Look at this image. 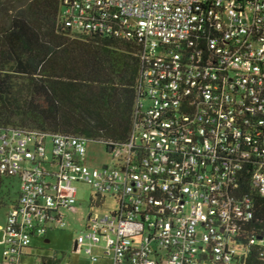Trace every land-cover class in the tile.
<instances>
[{
  "label": "built area",
  "instance_id": "2783aa9c",
  "mask_svg": "<svg viewBox=\"0 0 264 264\" xmlns=\"http://www.w3.org/2000/svg\"><path fill=\"white\" fill-rule=\"evenodd\" d=\"M61 12L73 33L139 41L135 123L102 167L84 162L83 138L0 131V176L19 183L0 264H22L32 239L67 227L75 182L93 208L115 202L82 223L74 250L91 262H264V229L251 224L264 196V0H61Z\"/></svg>",
  "mask_w": 264,
  "mask_h": 264
},
{
  "label": "trees",
  "instance_id": "16d2710c",
  "mask_svg": "<svg viewBox=\"0 0 264 264\" xmlns=\"http://www.w3.org/2000/svg\"><path fill=\"white\" fill-rule=\"evenodd\" d=\"M140 51L135 38L73 33L61 0H0V131L83 138L108 153L125 144L136 117ZM251 224L264 229V196ZM246 263L264 264L251 255Z\"/></svg>",
  "mask_w": 264,
  "mask_h": 264
},
{
  "label": "rangeland",
  "instance_id": "374dc122",
  "mask_svg": "<svg viewBox=\"0 0 264 264\" xmlns=\"http://www.w3.org/2000/svg\"><path fill=\"white\" fill-rule=\"evenodd\" d=\"M147 105V103H146ZM49 142V141H48ZM88 157L93 161L94 167L110 166L113 164V155L108 153L103 145L91 144ZM11 179H6L4 187L0 192V224L6 221L8 211V201L6 198L14 199L15 194L13 190H6L8 187L14 185ZM76 188V203L74 205L75 212L64 210L67 217L65 218L68 225L65 229L48 231L45 242L43 239L34 238L29 245L30 249L24 250V256L21 259L22 264L39 263L41 258H55L60 264H111L108 260L100 259L97 262H91L90 257L82 252L74 250V243L77 236L83 231L81 226L89 213H107L115 209V202L107 199L103 208H93L91 205V196L93 191L90 186L76 182L73 184ZM65 193L69 195V192ZM1 243V242H0ZM2 246L0 245V251ZM95 254L100 256L102 252L100 249H95Z\"/></svg>",
  "mask_w": 264,
  "mask_h": 264
},
{
  "label": "crops",
  "instance_id": "0c3cea01",
  "mask_svg": "<svg viewBox=\"0 0 264 264\" xmlns=\"http://www.w3.org/2000/svg\"><path fill=\"white\" fill-rule=\"evenodd\" d=\"M90 147H91V145H88V150H87V155H86V157H85V159H84V162L87 164V165H89L90 167H94L93 165H94V163H93V161L92 160H90V158L88 157V153H89V151H90ZM47 151H48V154H50L51 153V145H50V142H48L47 143ZM17 181V180H16ZM76 183V182H75ZM74 184V183H73ZM66 192H68V191H66ZM18 193H19V183H18V181H17V185H16V188L14 189V194H15V197H14V199H9V201H8V204H7V207H9V205L11 204V203H15V202H17V200H18ZM67 195V194H66ZM69 195H70V193H69ZM93 196V195H92ZM92 196H91V198H92ZM73 212H75V210L73 211ZM7 213H8V211H7ZM63 216H64V218H66L67 217V215H66V213L63 211ZM83 223V222H82ZM5 224H6V221L4 220V222L2 223V224H0V227H3V226H5ZM81 226H82V224H81ZM46 236H47V234L45 235V237H42V238H39V239H43L45 242H48V240H46ZM2 237H3V234H2V232L0 231V242L2 241Z\"/></svg>",
  "mask_w": 264,
  "mask_h": 264
},
{
  "label": "water",
  "instance_id": "95a60500",
  "mask_svg": "<svg viewBox=\"0 0 264 264\" xmlns=\"http://www.w3.org/2000/svg\"><path fill=\"white\" fill-rule=\"evenodd\" d=\"M75 247H76V242L74 243V249H75Z\"/></svg>",
  "mask_w": 264,
  "mask_h": 264
}]
</instances>
